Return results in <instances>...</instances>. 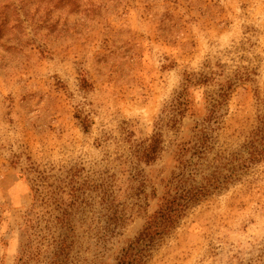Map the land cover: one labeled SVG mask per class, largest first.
Instances as JSON below:
<instances>
[{"label": "rangeland", "instance_id": "1", "mask_svg": "<svg viewBox=\"0 0 264 264\" xmlns=\"http://www.w3.org/2000/svg\"><path fill=\"white\" fill-rule=\"evenodd\" d=\"M0 21V264L27 243L49 264L64 237L59 262L119 264L175 191L211 180L143 264H264L247 147L264 0H0Z\"/></svg>", "mask_w": 264, "mask_h": 264}, {"label": "trees", "instance_id": "2", "mask_svg": "<svg viewBox=\"0 0 264 264\" xmlns=\"http://www.w3.org/2000/svg\"><path fill=\"white\" fill-rule=\"evenodd\" d=\"M0 21V34L2 27L6 26ZM13 27V26H12ZM251 139L247 145L249 148V157L251 161L258 162L264 159V117L259 120V125L252 131ZM156 141L154 144L149 146V150L145 153L144 157L146 160H152L156 153ZM219 186L218 181L209 182L207 185L200 187H192L190 189L179 188L175 191V195L167 199L164 205L161 206L147 221L145 227L142 229L140 234L135 240L126 248L124 254L119 259V264H143L149 248L161 241L162 238L167 235L178 221L184 216L186 210L202 200L210 193L216 186ZM215 187V188H214ZM37 238L38 250L35 251L36 255L39 254V248L43 245L48 235L33 233ZM26 249L18 258V264H30L32 259L30 256V246L28 243L25 245ZM68 239L59 238L55 243V252H53V258L49 264H64L58 261V258L64 259L65 251L68 249ZM63 254V255H62ZM28 260V261H24Z\"/></svg>", "mask_w": 264, "mask_h": 264}]
</instances>
